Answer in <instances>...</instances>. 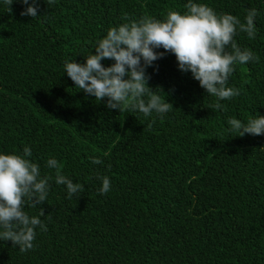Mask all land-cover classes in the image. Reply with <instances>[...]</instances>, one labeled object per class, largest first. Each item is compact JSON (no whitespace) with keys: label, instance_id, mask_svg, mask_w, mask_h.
Returning <instances> with one entry per match:
<instances>
[{"label":"trees","instance_id":"obj_1","mask_svg":"<svg viewBox=\"0 0 264 264\" xmlns=\"http://www.w3.org/2000/svg\"><path fill=\"white\" fill-rule=\"evenodd\" d=\"M192 2L241 22L256 8L255 39L237 31L234 40L260 59L234 65L227 86L241 94L218 111L165 53L146 69L148 86L173 106L161 118L107 108L64 65L86 63L111 27L183 14L188 0H37L34 19L21 16V0L11 12L0 0V154L29 147L25 158L53 177L40 205L47 231L37 228L26 252L0 240V264H264V134L239 137L227 123L264 116V0ZM49 158L85 190L69 199ZM103 176L111 190L101 195ZM40 207L24 211L39 216Z\"/></svg>","mask_w":264,"mask_h":264},{"label":"clouds","instance_id":"obj_2","mask_svg":"<svg viewBox=\"0 0 264 264\" xmlns=\"http://www.w3.org/2000/svg\"><path fill=\"white\" fill-rule=\"evenodd\" d=\"M21 2L29 5V0ZM3 3L11 12L13 0H3ZM184 8L186 12L183 14L169 9L163 21L145 15L139 20L111 27L98 42L95 54L86 57V63L66 61L64 72L77 88L94 96L97 101L107 98L106 107L109 109L138 111L145 117L156 113L162 118L173 110V106L148 86L150 77L146 75V69L163 58L165 53H171L176 57L181 72H190L208 95L217 98L211 107L225 111L226 107L220 101L241 94L240 89L227 86L235 71L234 65L258 63L260 59L252 50L242 49L234 40L237 31L255 39L257 9L247 10L245 20L241 22L234 15L217 14L209 5L192 0H188ZM37 11V0H32L21 16L34 19L38 17ZM124 19H128L127 14ZM229 47L231 51H226ZM160 48L164 52L155 51ZM105 59L115 63L105 68L101 63ZM227 123L230 126L228 131L238 133L239 137L264 134V116L249 119L247 124L236 118H229ZM148 127L151 128L152 124ZM23 153V156L0 154V240L11 241L13 246H19L21 252H26L33 248L36 229L47 231L41 219L45 214L40 205L47 199L49 181L53 177L45 175L41 178L39 165L25 158L32 155L29 147H25ZM91 162L103 163L98 158H92ZM46 167L55 170V183L66 186L69 199L85 190L82 184L73 183L62 174L63 165L55 158H49ZM100 179L102 187L99 194H107L111 190L110 179L107 176ZM26 205L40 207L39 216L30 217L24 211Z\"/></svg>","mask_w":264,"mask_h":264}]
</instances>
